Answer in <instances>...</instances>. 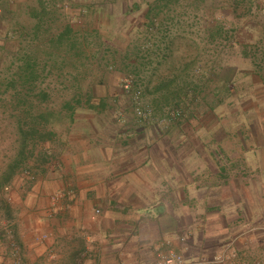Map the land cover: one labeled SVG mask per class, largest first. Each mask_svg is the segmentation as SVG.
<instances>
[{"label": "rangeland", "instance_id": "374dc122", "mask_svg": "<svg viewBox=\"0 0 264 264\" xmlns=\"http://www.w3.org/2000/svg\"><path fill=\"white\" fill-rule=\"evenodd\" d=\"M263 29L264 0H0V178L19 150L16 122L27 112L18 107L17 75L29 57L42 71L30 84L35 83V91L28 101H38L56 116L48 128L55 136L45 145L51 156L45 168L55 162L75 126L68 105L75 114L113 113L114 127L120 129L128 123L153 126L160 142L198 145L217 137L222 145H235L231 151L239 154L238 143L246 148L249 131H261L257 113L264 111V97L252 91L264 90L253 82L263 72ZM130 76L142 90V103L153 108L154 121L135 117L134 100L123 89ZM41 91L47 99L31 97ZM175 109L183 111L179 119L161 122ZM121 112L131 118L121 121ZM171 124L174 138L166 134ZM178 130L182 135L174 136ZM41 148L30 158L31 167L38 168ZM197 152L190 149L188 156ZM217 153L229 156L230 150ZM25 178L21 174L8 192L0 191V209L14 207L10 193L20 183L26 187L18 196L25 200L33 185ZM260 230L262 237L264 227ZM244 244L232 251L236 264L264 262V240Z\"/></svg>", "mask_w": 264, "mask_h": 264}, {"label": "crops", "instance_id": "0c3cea01", "mask_svg": "<svg viewBox=\"0 0 264 264\" xmlns=\"http://www.w3.org/2000/svg\"><path fill=\"white\" fill-rule=\"evenodd\" d=\"M259 68L253 82L264 86ZM252 92L264 97V90ZM257 114L261 131H249L235 155L236 146L217 137L160 142L153 126L120 129L113 113L78 112L57 166L25 178L33 184L25 200L19 182L10 193L14 207L0 209V264H13V241L23 264H158L157 252L167 249L186 264H206L213 254L207 264H215L216 255L264 240V111ZM127 118L121 112V121ZM174 129L166 126V134L174 138ZM190 149L199 156L189 157ZM226 149L229 156H219ZM65 191L73 199L52 213V196Z\"/></svg>", "mask_w": 264, "mask_h": 264}, {"label": "trees", "instance_id": "16d2710c", "mask_svg": "<svg viewBox=\"0 0 264 264\" xmlns=\"http://www.w3.org/2000/svg\"><path fill=\"white\" fill-rule=\"evenodd\" d=\"M147 18L150 19V15L147 16ZM149 21L152 22L153 20L150 19ZM40 26V23H38L37 28L39 29ZM67 32L60 35V42L66 37ZM39 65L40 64L35 58L29 57L28 62L20 68L21 71L17 75L19 82L21 83L20 89H18L20 95V97L18 96V107L22 108L27 113L17 118L16 128L18 131L19 150L0 178V191H3L5 187L11 185L16 177L21 174L30 180H35L38 176L36 172L40 173L42 170L44 171L45 164L49 163V160L51 159L49 150L46 149L45 145L46 143L52 142L55 136V133L48 129L49 127L53 128L55 124L53 121L56 117L55 112L51 109H41L38 105V101H28V94L35 91V83L33 86L30 84L33 81H37L41 75L42 70L39 69ZM39 94V96L32 94L33 96L31 97L40 98L42 95L44 99L48 98V94L45 91H41ZM67 108L71 111L69 113L70 123H74V108L71 105H68ZM40 146L42 147L41 152L37 155L34 164L38 168H35L34 166L31 167L29 164L30 158L35 157V151ZM31 177H33V179ZM212 256L213 254L207 255L206 258L208 261ZM250 262L254 264L256 261L250 260ZM258 264H264V262L262 261Z\"/></svg>", "mask_w": 264, "mask_h": 264}, {"label": "built area", "instance_id": "2783aa9c", "mask_svg": "<svg viewBox=\"0 0 264 264\" xmlns=\"http://www.w3.org/2000/svg\"><path fill=\"white\" fill-rule=\"evenodd\" d=\"M134 78L129 77L125 79L123 83L124 92L130 94L134 100V113L141 122H150L154 121V111L153 108L142 103V90L140 88H135L134 86ZM183 114V111L180 109H175L172 111H168L162 119L161 122H167L179 119ZM33 179V177H31ZM5 191H9L10 187L7 186L4 188ZM73 199V194L71 191L65 192H57L52 196V212H59L64 209L65 203H69ZM45 238V237H44ZM185 238L182 239L184 241ZM13 247V264H23V260L20 256V249L16 243V241L12 242ZM54 258V255L50 256ZM238 259L237 254L232 251L223 252L219 255H216L213 258V262L215 264H236V260ZM157 261L158 264H186V259L184 255L178 253L174 249L167 250H159L157 252ZM203 261H208V259H204Z\"/></svg>", "mask_w": 264, "mask_h": 264}]
</instances>
